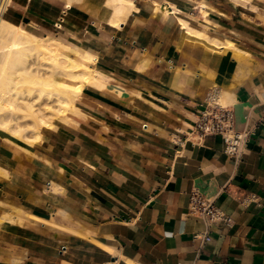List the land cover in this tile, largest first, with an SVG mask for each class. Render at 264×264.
<instances>
[{
  "label": "crops",
  "instance_id": "1",
  "mask_svg": "<svg viewBox=\"0 0 264 264\" xmlns=\"http://www.w3.org/2000/svg\"><path fill=\"white\" fill-rule=\"evenodd\" d=\"M14 1L9 20L77 47L75 35L112 90L87 89L86 116L24 144L30 152L0 142L12 172L0 175V264H264V0H135L120 32L62 0ZM151 2L173 3L239 52L181 45L179 16ZM214 91L250 132L238 161L223 138L193 131ZM193 192L224 220L191 215Z\"/></svg>",
  "mask_w": 264,
  "mask_h": 264
},
{
  "label": "bare ground",
  "instance_id": "2",
  "mask_svg": "<svg viewBox=\"0 0 264 264\" xmlns=\"http://www.w3.org/2000/svg\"><path fill=\"white\" fill-rule=\"evenodd\" d=\"M62 1L66 9L78 6L94 23H103L118 32L123 31L132 21L133 14L139 11L135 0ZM14 3V0H0V142H8L26 151L24 144L41 145L45 135L56 131L59 123H74L73 117L86 116L78 103L86 101L87 89L112 88L99 79L108 76L99 66L98 54L80 46L75 35L69 41L77 42V47L66 43L61 37L41 35L36 31L40 25L29 18L21 24L13 23L7 12ZM151 4L156 15L161 14L164 18L172 14L179 16L177 23L180 25L181 45L197 43L205 52L214 54L228 55L238 51L236 42L211 35L196 19L190 17L191 14L188 18L181 17L173 3ZM103 9H106L105 17L100 16ZM201 15L205 16V13L202 11ZM44 22L54 31L57 29L56 22L46 19ZM46 60L50 66H44ZM218 104L226 105L222 98ZM0 175L10 179L12 172L0 163Z\"/></svg>",
  "mask_w": 264,
  "mask_h": 264
},
{
  "label": "built area",
  "instance_id": "3",
  "mask_svg": "<svg viewBox=\"0 0 264 264\" xmlns=\"http://www.w3.org/2000/svg\"><path fill=\"white\" fill-rule=\"evenodd\" d=\"M193 131L202 137L223 138L226 143L225 153L236 161L244 155L250 139L249 131L237 129L234 111L218 104L216 91L209 95L208 104L199 111V119ZM188 209L191 215L205 221L208 225L224 220L221 209L200 192H193L190 195ZM203 240L209 241V238L204 237Z\"/></svg>",
  "mask_w": 264,
  "mask_h": 264
},
{
  "label": "rangeland",
  "instance_id": "4",
  "mask_svg": "<svg viewBox=\"0 0 264 264\" xmlns=\"http://www.w3.org/2000/svg\"><path fill=\"white\" fill-rule=\"evenodd\" d=\"M8 12H9V10H8ZM8 12H7V13H8ZM41 35H44V34H41ZM45 62H46V63H45ZM45 62H43L44 66H45V64H48V65H49V63H47V60H46ZM48 62H49V61H48ZM48 65H47V66H48ZM47 66H46V69H49V67L47 68ZM49 66H50V65H49ZM43 68L45 69V67H43ZM44 69H43V70H44ZM46 71H47V73H48V70H44L45 73H46ZM49 71H51V69H49ZM52 72H53V71H52ZM55 72H56V71H55Z\"/></svg>",
  "mask_w": 264,
  "mask_h": 264
}]
</instances>
